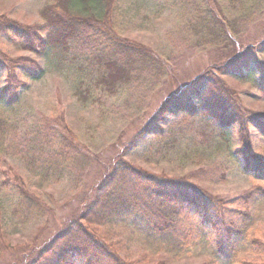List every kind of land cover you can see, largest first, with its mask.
I'll use <instances>...</instances> for the list:
<instances>
[{
  "label": "rangeland",
  "instance_id": "374dc122",
  "mask_svg": "<svg viewBox=\"0 0 264 264\" xmlns=\"http://www.w3.org/2000/svg\"><path fill=\"white\" fill-rule=\"evenodd\" d=\"M52 1L0 0V20L40 24L42 9ZM118 6L114 18L117 37L152 49L165 67L159 69L161 77L151 80L138 63L141 72L136 70L133 80L116 95L104 92L96 79L103 71L101 62L127 51L123 40L122 48L108 34L78 35L69 50L50 46L40 54L11 44L0 35V91L10 88L6 89L10 98L19 96L14 105L0 100V118H8L14 125L9 152L0 161V178L20 176L29 190L53 209L23 228L11 214L14 199L0 191L7 239L13 247L48 235L56 223L71 215L91 188L97 170L94 156L110 162L120 151L126 161L149 173L186 179L207 196L231 202L264 186V181L243 172L244 155L249 151L239 135L246 120L249 149L264 157V89L258 85L264 86V80L259 79L264 77V69L246 79L221 75L233 97L226 115L200 110L194 117L185 113L170 116L160 123L162 133L148 135L128 150L122 148L167 98H173L207 69L230 60L232 54L239 55L241 46L244 50L247 47L242 60L255 57L264 68V0H118ZM220 32L225 39L218 37ZM4 58L18 64L41 65L43 75L31 79ZM240 63L236 61L227 68ZM79 87L89 93L88 100L76 93ZM60 117L78 148H70L68 158L59 154V159L66 160L62 172L43 181L42 160L54 149L66 152L69 147L56 138L58 135L52 145H46L44 137L34 131L44 125L45 119ZM30 156L36 160H30ZM251 213L248 234L264 241V198ZM183 229L188 233L187 251L177 258L163 243L149 242L141 236L131 223L107 224L97 231L132 264H264V255L245 245L238 248L231 263L227 262L229 258H217L214 232H201L191 224H184Z\"/></svg>",
  "mask_w": 264,
  "mask_h": 264
},
{
  "label": "trees",
  "instance_id": "16d2710c",
  "mask_svg": "<svg viewBox=\"0 0 264 264\" xmlns=\"http://www.w3.org/2000/svg\"><path fill=\"white\" fill-rule=\"evenodd\" d=\"M118 8V0H53L42 9V23L27 26L15 20L3 19L0 20V35L6 37L11 44L40 54L46 53L50 46L69 50L71 41L78 35H110L120 46L124 44L127 51L119 54L116 59L107 58L101 62L103 71L96 79V84L104 92L116 95L121 87L133 80L135 71H140L138 63H141L142 72L151 80L161 77L159 69L165 67L163 60L152 49L125 38L122 39V44L114 28ZM218 37L225 39L226 36L220 32ZM238 50L239 55L232 54L230 60L207 69L193 83L181 88L173 98H167L158 110L155 109L154 116L145 122L148 124L137 130L122 148L128 150L146 136L162 133L164 129L160 123L166 122L170 116L185 113L194 117L200 110L226 115L233 97L221 75L229 74L246 79L264 69L255 57L242 60L246 53L244 46ZM236 61L242 64L227 68V65L235 64ZM7 62H11L13 68L18 67L31 79H38L44 72L41 65L18 64L17 60L11 59ZM259 79L264 80V77L260 76ZM258 85L259 89H264V86ZM6 89H1L0 100L14 105L19 96L15 94L10 98ZM76 93L84 97V100L89 99V93L83 92L80 87ZM248 124L246 120L243 121L239 130L243 147L249 151L244 155L243 172L264 181V160L249 149V140L245 138ZM39 127L34 132L38 137H44L46 145H52L58 135L56 138L69 147L66 152L54 149L42 160L40 179L44 181L62 172L66 160L64 157L59 159V154H65L68 158L70 148L77 149L78 144L69 134L71 131L63 117L59 120L45 119L44 125ZM13 129L11 120L0 118L1 162L2 157L9 152L8 140L13 136ZM45 144L39 143V146L45 147ZM22 154L24 158L29 156ZM29 158L36 160L33 156ZM93 162L97 164L95 177L80 204L60 224L56 223L54 230L48 235L37 237L32 243L17 247L8 243L6 214L0 206V264H132L123 259L119 251L97 231L103 225L124 223H131L134 230L149 242L163 243L173 258L187 251L188 233L183 229L184 224L198 227L201 232L207 229L214 232L217 237L214 255L217 258H229V263L241 245L264 255V241L248 234L251 211L264 198V186H257L231 202L207 196L186 179L149 173L126 161L120 151L113 155L110 162L95 156ZM0 191L14 199L11 214L16 218L17 225L23 228L53 212L39 195L29 190L20 176L0 178ZM232 206L235 208H231Z\"/></svg>",
  "mask_w": 264,
  "mask_h": 264
},
{
  "label": "snow or ice",
  "instance_id": "6c2138e0",
  "mask_svg": "<svg viewBox=\"0 0 264 264\" xmlns=\"http://www.w3.org/2000/svg\"><path fill=\"white\" fill-rule=\"evenodd\" d=\"M260 159H261V160H264V157H261Z\"/></svg>",
  "mask_w": 264,
  "mask_h": 264
}]
</instances>
